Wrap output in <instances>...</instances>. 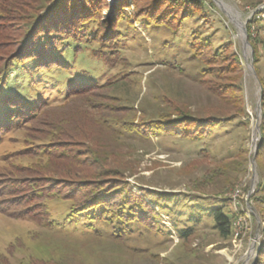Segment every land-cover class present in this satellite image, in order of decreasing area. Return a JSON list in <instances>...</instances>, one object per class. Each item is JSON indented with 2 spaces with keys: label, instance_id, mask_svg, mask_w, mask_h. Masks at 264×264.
<instances>
[{
  "label": "rangeland",
  "instance_id": "1",
  "mask_svg": "<svg viewBox=\"0 0 264 264\" xmlns=\"http://www.w3.org/2000/svg\"><path fill=\"white\" fill-rule=\"evenodd\" d=\"M5 1H0V9ZM53 1L47 0L45 5ZM116 1L105 0L109 7L102 13L105 18H109ZM153 1L157 0H144L140 6ZM200 1L202 9L188 13L178 33L145 20L138 22L133 18V7L126 9L129 21L120 22L124 42L122 62L117 66L108 67L90 49H83L76 60L67 62L70 73L63 76L21 71L17 75L10 72L7 79L8 87L21 99L39 97L54 106L61 103L69 81L109 83V89L96 93L95 98L69 100L65 106L42 113L43 120L30 130L27 125L9 133L0 144V170L32 166L31 173L20 175L42 180L59 178L50 171L59 169L61 162L51 161L52 157L1 156L26 148V137L55 146L64 145L62 133L78 135L79 142L80 133L88 134V149L98 141L106 151L105 160L99 159L104 172L108 171L105 174L118 173L134 192L143 189L173 201L168 213H160L163 235L136 230L118 242L102 230L100 235H95L96 230H46L31 221L10 218L0 210V264H253L260 230H264L257 213L264 197V170H260L264 158L256 160L263 114L259 78L264 80V0ZM225 6L237 18L230 16ZM14 14L0 22L5 26L0 27V59L18 44L23 22H11ZM243 30L248 45L243 44ZM192 36L205 40L213 51L231 47L239 59L243 69L241 113L227 102L233 103L237 96L231 91L230 78L235 79V73H218L199 81L201 70L209 65L188 53L186 43ZM176 114L199 120L206 127L204 137L183 140L178 132L175 136L140 137L122 126L115 127V135L102 127L106 119L142 122L146 127L174 119ZM48 122L60 125L62 132ZM81 146L66 142L64 148L73 154ZM85 160L81 157L77 162L84 163L75 166L90 164ZM260 162L263 166H258ZM94 170L89 168L87 173ZM211 207H219L229 217V234L223 236L213 219L202 214L190 240H181L173 227H185L186 216ZM49 209L57 216L64 213L61 202H50Z\"/></svg>",
  "mask_w": 264,
  "mask_h": 264
},
{
  "label": "trees",
  "instance_id": "2",
  "mask_svg": "<svg viewBox=\"0 0 264 264\" xmlns=\"http://www.w3.org/2000/svg\"><path fill=\"white\" fill-rule=\"evenodd\" d=\"M142 1L144 2V0H117L114 7L111 8L109 18L102 15L106 9H109L105 0H54L48 6L45 5L47 0H6L3 2V8L0 9V22L15 12L11 22H23L21 23L23 27L16 48L10 45L9 47L13 48L6 57L0 59V144L9 133H14L17 129H24L29 125L30 130L32 125L43 120L42 113L46 110L65 106L69 100L74 98L93 99L96 97V93L110 87L109 83L100 84L96 80L90 82L69 81L62 93L61 103L54 106L39 97L30 101L18 97L16 91L7 85L10 72L15 75L17 72L23 71L35 72L36 75L63 76L70 73L68 63L76 60L83 49H90L93 56L101 59L108 67L117 66L122 62L120 56L124 42L120 22L124 19L129 21L126 9L130 6L134 9V20L138 22L145 20V22L162 26L173 33L180 32L188 13L202 9L200 0H157L150 2L151 5L141 8ZM23 16L24 20H22ZM2 26L5 28L4 25L0 27ZM186 47L191 56L203 60L206 65H209L207 69L201 70L199 81L204 82L205 78L216 77L218 73L220 75L230 71V73H235V79L230 78L233 81L231 91L238 97L235 96L232 99L234 104L227 102L233 105L230 106L232 110L241 113L243 108L241 104L243 69L231 47H225L221 52L213 51L210 44L196 36H192L187 41ZM68 51L70 56L67 55ZM254 60L257 62V59L254 58ZM226 61L228 63L224 64ZM216 64L218 66L213 68V65ZM259 79L263 114L256 160L264 158V80ZM95 115L97 116V114ZM97 118L100 120L99 116ZM195 119L185 114H176L174 119L152 122L146 127L142 122L133 124L121 120L106 119L103 120L102 127L116 135L115 127L122 126L129 133L140 137L158 134L175 136L178 132V136L183 140L196 141L204 137L206 127H203L201 122L198 123L199 120ZM48 124L56 131L61 129L58 124L52 122H48ZM62 134H64V141L66 140L64 145L56 143L53 146L51 142H36V139L33 141L26 137L23 139L28 145L26 148L1 156L4 159H13L18 156L52 157L51 161L61 162L58 167L61 168L60 171H58L59 169L50 171L53 176L59 175V178L48 180H42L36 176L26 178L20 175L31 173L32 166L25 168L11 166L6 170H0V190H2L0 192V210L3 211V214L17 220L31 221L46 230L57 232L96 230L95 235H100V230H102L118 242H122L136 230L163 235L160 213H168L171 205H174L173 201L143 189L134 192L130 184L118 173L105 174L108 171L104 172V165L99 159L105 160L106 151L102 150V145L98 141L95 142L94 147L88 149L85 146L86 140L91 138L88 134L80 133V142L76 140L78 135ZM66 142H77V145H82L83 148L71 154L64 148ZM56 153H59V156L57 155L55 158ZM81 157L87 159L85 163L89 162L90 164L75 166L84 163L77 162ZM258 166L263 165L260 162ZM89 168L95 169L93 174L87 173ZM260 170H264V167H261ZM39 172H42V169ZM50 202L63 203L64 213L61 216L51 213ZM259 203L261 206H258L257 213L260 221L264 223V197ZM202 214L213 219L217 230L223 236L229 234V217L219 207H211L205 212L199 210L197 214L191 213L189 217L186 216L185 227L179 228L177 225L173 227L181 240H190L195 231L193 227L200 223ZM260 231L261 238L253 264H264V230ZM31 264L40 263L32 262Z\"/></svg>",
  "mask_w": 264,
  "mask_h": 264
},
{
  "label": "water",
  "instance_id": "3",
  "mask_svg": "<svg viewBox=\"0 0 264 264\" xmlns=\"http://www.w3.org/2000/svg\"><path fill=\"white\" fill-rule=\"evenodd\" d=\"M218 4H219V2H218ZM219 6H221V5H219ZM242 34H243V44H244V45H248L247 42H246V39H245V35H244L245 32H244V30H243ZM249 66H250V65H249ZM250 70H251V72L254 74V71H253V69H252V66H250ZM259 115H260V113L258 112V113H257V116H259ZM256 129H258V127H256ZM253 247H254V246H253Z\"/></svg>",
  "mask_w": 264,
  "mask_h": 264
},
{
  "label": "bare ground",
  "instance_id": "4",
  "mask_svg": "<svg viewBox=\"0 0 264 264\" xmlns=\"http://www.w3.org/2000/svg\"><path fill=\"white\" fill-rule=\"evenodd\" d=\"M223 6H224V5H222V7H223ZM225 9H226L227 13H228L230 16H233L234 18H237L236 14H234V12H233L230 8H228V7L225 6ZM240 26H241V24H240Z\"/></svg>",
  "mask_w": 264,
  "mask_h": 264
}]
</instances>
